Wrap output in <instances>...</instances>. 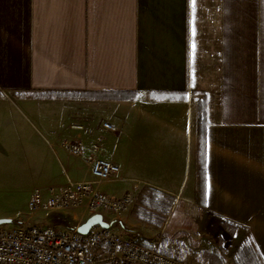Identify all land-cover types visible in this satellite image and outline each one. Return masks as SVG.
<instances>
[{"label": "crops", "instance_id": "0c3cea01", "mask_svg": "<svg viewBox=\"0 0 264 264\" xmlns=\"http://www.w3.org/2000/svg\"><path fill=\"white\" fill-rule=\"evenodd\" d=\"M191 91L206 100L205 209L244 228L264 262V0H0L1 139L29 151V92L51 103L80 96L98 109L83 132L105 134L108 121L120 149L138 135L129 127L141 118L149 126L156 111L159 142L143 154L182 156L193 186ZM49 214L54 226L66 221Z\"/></svg>", "mask_w": 264, "mask_h": 264}, {"label": "rangeland", "instance_id": "374dc122", "mask_svg": "<svg viewBox=\"0 0 264 264\" xmlns=\"http://www.w3.org/2000/svg\"><path fill=\"white\" fill-rule=\"evenodd\" d=\"M187 95L194 101L204 99L201 92ZM24 97L30 101L29 151L26 146H19L17 138H0V219L12 220L6 225H52L49 213L28 208L31 196L52 184L92 180L90 159L100 157L113 159L120 166L119 174L104 184L108 196L112 200L133 197L123 211L105 215L104 220L113 224L112 229L144 245H155L160 252L188 264H207L202 257L204 252L220 253L223 264H252L255 260L246 230L205 209L199 195V171L197 183L192 186L186 181L182 156H176L175 163H168L170 156L143 154L153 141L159 142L151 136H157L160 130L156 111L152 112L154 121L149 126L141 118L129 127L133 135L136 130L138 135L127 139L120 149L119 130L115 136L105 132L92 137L83 132L93 124L98 109L88 110L77 103L83 100L80 96L55 94L53 97L60 100L56 103L42 102L48 99L47 95L38 92ZM76 111H88L90 117L77 119L73 116ZM25 131L27 134V128ZM77 142L81 143L82 152L74 156L69 148ZM199 164L198 154V167ZM19 182L23 184L13 185ZM65 216L66 221L59 227L70 231L77 221L70 214ZM223 222L230 225L225 228Z\"/></svg>", "mask_w": 264, "mask_h": 264}, {"label": "built area", "instance_id": "2783aa9c", "mask_svg": "<svg viewBox=\"0 0 264 264\" xmlns=\"http://www.w3.org/2000/svg\"><path fill=\"white\" fill-rule=\"evenodd\" d=\"M102 128L109 135L117 133L108 121ZM69 151L80 155L81 143ZM89 172L90 181L49 185L28 202L33 211L72 215L76 227L69 231L54 225H0V264H188L112 228L95 225L80 233L78 227L91 216L101 214L105 219L107 213L123 211L133 198L112 200L105 191L104 184L120 172L113 159L91 158Z\"/></svg>", "mask_w": 264, "mask_h": 264}, {"label": "trees", "instance_id": "16d2710c", "mask_svg": "<svg viewBox=\"0 0 264 264\" xmlns=\"http://www.w3.org/2000/svg\"><path fill=\"white\" fill-rule=\"evenodd\" d=\"M198 151L200 155V164H199V195L202 199V202L205 207L206 202V128H207V122H206V100L203 99L201 101H198ZM229 222H223V226L227 228L229 226ZM236 227V226H234ZM249 237V236H248ZM250 239V243L252 245V249L255 252L256 258L252 264H264L262 258L260 257L253 241ZM242 251H240L241 253ZM203 260L207 264H223L224 263V257L218 252H204L202 254Z\"/></svg>", "mask_w": 264, "mask_h": 264}, {"label": "water", "instance_id": "95a60500", "mask_svg": "<svg viewBox=\"0 0 264 264\" xmlns=\"http://www.w3.org/2000/svg\"><path fill=\"white\" fill-rule=\"evenodd\" d=\"M12 223V220L11 219H0V225H4V224H10ZM95 225H99L105 229H110V228H113V224H110L108 222H106L104 220V217L101 215V214H96V215H93L91 216L86 222H84L83 224H81L79 227H78V231L80 233H87L88 230L95 226Z\"/></svg>", "mask_w": 264, "mask_h": 264}, {"label": "snow or ice", "instance_id": "6c2138e0", "mask_svg": "<svg viewBox=\"0 0 264 264\" xmlns=\"http://www.w3.org/2000/svg\"><path fill=\"white\" fill-rule=\"evenodd\" d=\"M193 3H195V0H193ZM193 47H195V45H193Z\"/></svg>", "mask_w": 264, "mask_h": 264}]
</instances>
